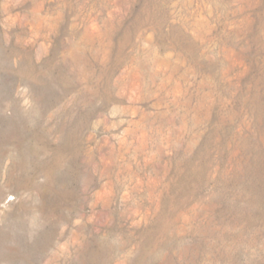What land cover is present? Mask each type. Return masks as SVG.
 <instances>
[{"label":"rangeland","instance_id":"374dc122","mask_svg":"<svg viewBox=\"0 0 264 264\" xmlns=\"http://www.w3.org/2000/svg\"><path fill=\"white\" fill-rule=\"evenodd\" d=\"M0 264H264V0H0Z\"/></svg>","mask_w":264,"mask_h":264}]
</instances>
